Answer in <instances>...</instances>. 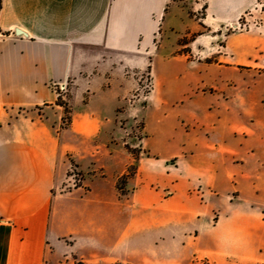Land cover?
<instances>
[{
  "label": "crops",
  "instance_id": "0c3cea01",
  "mask_svg": "<svg viewBox=\"0 0 264 264\" xmlns=\"http://www.w3.org/2000/svg\"><path fill=\"white\" fill-rule=\"evenodd\" d=\"M263 5L0 0V264H264Z\"/></svg>",
  "mask_w": 264,
  "mask_h": 264
},
{
  "label": "rangeland",
  "instance_id": "374dc122",
  "mask_svg": "<svg viewBox=\"0 0 264 264\" xmlns=\"http://www.w3.org/2000/svg\"><path fill=\"white\" fill-rule=\"evenodd\" d=\"M197 1L201 2L203 4L204 0H197ZM204 8H205V6H204ZM204 8H202V10L199 11V16H198L199 19L202 17V14L204 12V10H203ZM262 8L264 9V5L262 6ZM259 13L256 17V20H258V21L260 20ZM241 22H245L244 17H243ZM231 30L234 31L233 29H231ZM140 87H141V89L139 92L141 93V96L144 99H146L148 94L151 92V88H152L151 79H150V76L147 74V72L144 73L143 77L141 78ZM133 98H134V96H133ZM140 128H141V122L140 121L131 124L129 131H128L129 136H131L135 139L142 137ZM139 150L140 149L138 147H136L134 150H132V153L136 158L139 155ZM134 171H135V164L132 165L128 169L127 175H125V177H123L122 179H120L118 181L117 186L120 190H123L122 192L124 194L127 193L126 184L128 183V179H130L134 175ZM70 175H75L74 176L75 179L80 181V182L78 181V186L82 184L83 178H82L81 174L75 169L74 166H72L71 169L69 170L68 177ZM67 186H69V185H67ZM70 190H72L71 187L65 188V191H70ZM79 263L87 264L78 256L74 255L73 253L71 254L69 252L68 247L65 246L64 249H58V254L51 256L47 264H79ZM94 264H125V263H123V262L97 261ZM194 264H237V262H233L231 260H228V261H224L223 263H216L210 259H197Z\"/></svg>",
  "mask_w": 264,
  "mask_h": 264
},
{
  "label": "built area",
  "instance_id": "2783aa9c",
  "mask_svg": "<svg viewBox=\"0 0 264 264\" xmlns=\"http://www.w3.org/2000/svg\"><path fill=\"white\" fill-rule=\"evenodd\" d=\"M243 17L245 18V22H241L242 21V19H243ZM242 18H241V20L236 24V26H234L232 29L234 30V31H247V30H250L251 29V27H259V25H260V20L258 21V20H256V19H253V20H251V17L252 16H250V15H244ZM56 87H60L59 88V90H61V91H64V89H65V86L64 85H61V86H56ZM75 175H70L69 176V186L68 187H71L72 188V190L73 189H76V188H78L79 186H78V181L79 180H76L75 179V177H74ZM80 182V181H79Z\"/></svg>",
  "mask_w": 264,
  "mask_h": 264
},
{
  "label": "water",
  "instance_id": "95a60500",
  "mask_svg": "<svg viewBox=\"0 0 264 264\" xmlns=\"http://www.w3.org/2000/svg\"><path fill=\"white\" fill-rule=\"evenodd\" d=\"M18 34H20V35H23V32H21V31H18Z\"/></svg>",
  "mask_w": 264,
  "mask_h": 264
},
{
  "label": "trees",
  "instance_id": "16d2710c",
  "mask_svg": "<svg viewBox=\"0 0 264 264\" xmlns=\"http://www.w3.org/2000/svg\"><path fill=\"white\" fill-rule=\"evenodd\" d=\"M120 190V189H119ZM120 191H122V190H120ZM79 264H83V263H79Z\"/></svg>",
  "mask_w": 264,
  "mask_h": 264
}]
</instances>
